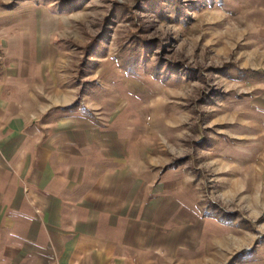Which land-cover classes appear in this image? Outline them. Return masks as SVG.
<instances>
[{"label": "rangeland", "instance_id": "374dc122", "mask_svg": "<svg viewBox=\"0 0 264 264\" xmlns=\"http://www.w3.org/2000/svg\"><path fill=\"white\" fill-rule=\"evenodd\" d=\"M163 2L161 9L155 0H0V26L15 11L22 31L36 25L35 35L26 34L33 42L46 26L74 89H98L94 102L141 127L163 170L179 169L195 187L194 194L183 189V205L191 208L195 196L201 219L216 226L193 257L168 264L261 263L264 7L257 0ZM210 250L216 257L200 258ZM0 264H7L1 256Z\"/></svg>", "mask_w": 264, "mask_h": 264}, {"label": "crops", "instance_id": "0c3cea01", "mask_svg": "<svg viewBox=\"0 0 264 264\" xmlns=\"http://www.w3.org/2000/svg\"><path fill=\"white\" fill-rule=\"evenodd\" d=\"M11 14L0 26L6 55L0 256L7 264H168L193 257L204 232L216 226L201 219L195 196L192 209L183 205V189L194 194L195 187L179 169L163 170L154 139L141 135V127L116 121L94 102L98 89H74L66 74L71 67L46 26L38 27L43 37L33 42L26 34L35 35L36 25L22 31ZM133 83L126 85L139 91ZM257 98L264 118V90ZM257 138L264 140V133ZM205 257H216L215 251Z\"/></svg>", "mask_w": 264, "mask_h": 264}, {"label": "built area", "instance_id": "2783aa9c", "mask_svg": "<svg viewBox=\"0 0 264 264\" xmlns=\"http://www.w3.org/2000/svg\"><path fill=\"white\" fill-rule=\"evenodd\" d=\"M5 61H6V55L4 52V47H3L2 42L0 41V73L2 69L4 68Z\"/></svg>", "mask_w": 264, "mask_h": 264}, {"label": "trees", "instance_id": "16d2710c", "mask_svg": "<svg viewBox=\"0 0 264 264\" xmlns=\"http://www.w3.org/2000/svg\"><path fill=\"white\" fill-rule=\"evenodd\" d=\"M155 4H156L158 7H160L161 9H163V7L166 6V5H164L163 0H155ZM178 162H179V160H176V161H174L173 164L170 165V166H177V165H178V164H177Z\"/></svg>", "mask_w": 264, "mask_h": 264}]
</instances>
